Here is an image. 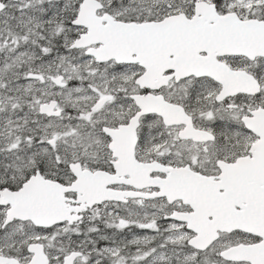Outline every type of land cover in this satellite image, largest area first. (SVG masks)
<instances>
[{
  "label": "snow or ice",
  "instance_id": "snow-or-ice-1",
  "mask_svg": "<svg viewBox=\"0 0 264 264\" xmlns=\"http://www.w3.org/2000/svg\"><path fill=\"white\" fill-rule=\"evenodd\" d=\"M0 264H264V0H0Z\"/></svg>",
  "mask_w": 264,
  "mask_h": 264
}]
</instances>
